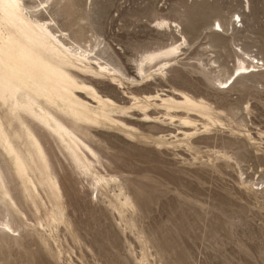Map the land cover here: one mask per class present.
Instances as JSON below:
<instances>
[{"label": "rangeland", "instance_id": "1", "mask_svg": "<svg viewBox=\"0 0 264 264\" xmlns=\"http://www.w3.org/2000/svg\"><path fill=\"white\" fill-rule=\"evenodd\" d=\"M45 1L0 3V264H264V0Z\"/></svg>", "mask_w": 264, "mask_h": 264}, {"label": "bare ground", "instance_id": "2", "mask_svg": "<svg viewBox=\"0 0 264 264\" xmlns=\"http://www.w3.org/2000/svg\"><path fill=\"white\" fill-rule=\"evenodd\" d=\"M48 1L49 0H46L45 2V4H48ZM59 1H61V0H59ZM59 1H58V3H59ZM0 3H1V8H2V12H3V16H4V23H5V26H6V28H7V26H9V25H11V24H16L17 23V26H18V29H20V31H22L23 29H25V30H32L33 28V30L31 31L32 33H35V32H41L40 31V27L37 25V24H35L34 22H32L27 16H26V14L24 13V4H23V0H0ZM198 5V4H197ZM198 8H200V7H198ZM34 10H38V8L37 9H34ZM43 10V9H42ZM194 12H196V11H194ZM201 12V11H200ZM203 12H205L204 14H203V18L206 20L207 19V21H208V19H209V17L211 16V15H213L212 13H210V15H207V12L205 11V10H202V13ZM209 14V13H208ZM203 19V20H204ZM207 23V22H206ZM216 23V22H215ZM158 24L159 25H163V26H166V25H168V23H166V22H158ZM217 26H218V28L220 29V31H224V29H223V26H222V24H221V22L220 21H217ZM212 35L213 36H211V37H214V39L216 40V42L217 43H219V45L220 46H223V49H226V44H224L223 45V37L221 36V35H219V33H217L215 30L214 31H212ZM4 39L5 40H10V38H9V36H7V35H5V37H4ZM219 45H218V47H219ZM180 46V45H179ZM208 48H210V46L208 47ZM179 49V47H177V48H172L171 50H170V53L171 54H174L177 50ZM240 50V49H239ZM21 52H22V50H20ZM86 53V52H85ZM240 54L241 55H245V56H247V58L249 57V60H251V61H249V60H246L245 59V57L243 58V57H238V59H237V63H236V65H235V68H234V71H233V73L232 74H230V75H228V78H227V80H225V81H222L221 79H219L218 77L217 78H212L211 76V78L209 77V76H207V79L208 80H210V81H213V82H215V83H217L219 86H223L224 85V87H223V89L225 88V89H227V90H230L231 88H232V86L234 85V83H235V80L237 79H235V76L237 77V76H240L241 74H246V73H248L249 71V69H255V68H257L258 66H255L254 64H253V62H254V58H252L251 56H249L247 53H245V52H240ZM236 58V57H235ZM256 62V61H255ZM258 62V61H257ZM256 62V63H257ZM212 66H213V68H220V66L219 65H217V63H216V61H212ZM207 73V72H206ZM205 73V74H206ZM204 74V75H205ZM205 77V76H204ZM209 77V78H208ZM229 80H232L233 82H231V84L228 86L227 85V82L229 81ZM230 83V82H229ZM96 183H98V182H96ZM99 184V183H98ZM95 184H93V186H94ZM96 190V189H95ZM95 192V191H94ZM5 217V216H4ZM6 218H7V216H6ZM4 220H0V232H3V231H9V232H11V234L12 233H16V232H18L17 231V229H14L12 226H13V224H11L10 225V223L11 222H7V221H9V220H7V221H5V218H3ZM25 223V222H24Z\"/></svg>", "mask_w": 264, "mask_h": 264}]
</instances>
